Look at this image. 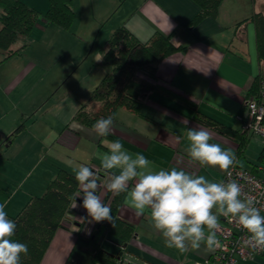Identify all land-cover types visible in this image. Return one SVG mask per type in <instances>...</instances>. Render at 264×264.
Masks as SVG:
<instances>
[{"label":"crops","instance_id":"crops-1","mask_svg":"<svg viewBox=\"0 0 264 264\" xmlns=\"http://www.w3.org/2000/svg\"><path fill=\"white\" fill-rule=\"evenodd\" d=\"M22 1L36 9L40 16L30 33L11 45L12 49L24 45L19 51L5 56L0 50L1 181L2 175L9 176V168L13 166L10 147L20 132H25L22 133L24 141L32 134V138H37L36 120L29 123L27 119L28 112L37 107V48L43 41L67 39L70 30L88 40L97 39L96 32L103 31L104 43L98 56L95 55L101 57L106 37L121 24L142 42L159 31L170 34L172 43L183 48L158 63L153 79L159 89L144 100L138 111L125 107L115 110L114 128L107 137H97L92 127L70 121L88 93L65 95L66 99L74 100L75 105L65 111L61 108L56 128L49 131V136L44 130L38 132L40 145L52 136L59 146L48 160L47 180L52 179L59 168L74 174L73 169L81 164L98 167L97 154L107 151L105 142L119 139L130 152L145 155L156 169L184 168L210 181H221L223 172L211 167L201 168L185 153L186 127L197 125L213 133L211 142L232 149L239 166L257 170L263 140L257 134L243 131L237 116L245 113L244 101L254 94L257 76L264 74L251 19L254 12L264 13V0H221L214 16H206L193 25L190 23L199 9L194 0H72L74 17L69 29L43 18L48 0ZM102 68L100 77L105 73L103 65ZM185 120L187 126L183 123ZM20 123L23 127L15 130ZM24 157H21L22 163H25ZM100 175L103 180V173ZM3 187L0 203L6 202V212L13 215L11 212L18 211L26 199L16 197L10 205L16 193L7 194ZM32 193L37 194V191ZM97 194L102 200L107 196V204L112 197L103 188ZM77 202L82 204V198H77ZM79 212L77 219L63 221L55 231L40 264H64L76 240L79 223L82 230L92 224L79 221L82 215L87 217L83 207H79ZM117 216L133 226L131 236L121 242L117 236L106 233L101 246L112 254L121 255L127 264H194L212 253L203 246L184 254L166 247L163 237L152 228L149 216H137L125 194ZM237 264H264V252Z\"/></svg>","mask_w":264,"mask_h":264},{"label":"clouds","instance_id":"clouds-1","mask_svg":"<svg viewBox=\"0 0 264 264\" xmlns=\"http://www.w3.org/2000/svg\"><path fill=\"white\" fill-rule=\"evenodd\" d=\"M183 123L187 126L188 122ZM92 128L97 137H107L113 131L114 119L101 117ZM213 138L208 128L186 127L185 153L201 168L219 169L229 177L227 180L210 181L184 168L156 169L145 155L130 152L119 139L106 141L107 151L97 154L98 167L81 164L73 169L79 191L74 193L72 208L78 207L76 200L82 198L79 206L87 212V217L78 219L82 223L114 224L109 204L97 194L103 188L113 197L125 194L136 215L147 214L165 246L181 254L202 246L208 252L223 248L217 238L221 217L229 218L245 231L244 247L264 252V215L258 206L261 201L244 194L243 186L230 178L231 169L238 163L235 152L211 142ZM5 209L6 202L0 203V264H22V256L28 255L29 248L13 239L17 223Z\"/></svg>","mask_w":264,"mask_h":264},{"label":"trees","instance_id":"trees-1","mask_svg":"<svg viewBox=\"0 0 264 264\" xmlns=\"http://www.w3.org/2000/svg\"><path fill=\"white\" fill-rule=\"evenodd\" d=\"M199 9L190 25L206 16H214L221 0H194ZM40 13L22 0H0V50L9 56L20 48L11 45L20 37L27 36L39 19ZM43 18L63 29H69L74 17L72 0H48ZM255 26L256 52L260 61L264 60V14L251 15ZM174 45L170 34L155 31L148 40L142 42L123 24L117 26L105 39L99 63L105 73L87 94L85 101L74 112L70 121L92 127L101 117L114 115L118 107L138 111L144 100L158 85L154 82V71L165 57L181 50ZM264 74L256 78L255 92ZM254 92V93H255ZM67 126V125H66ZM23 127L20 123L15 130ZM79 191L75 175L59 168L40 195L30 197L14 215H8L17 223L13 239L26 243L27 256H22V264H40L45 251L55 233L68 220L66 211L74 201V193ZM124 194L111 197L114 224L109 221L95 223L89 234L83 233L81 223L64 264H118L122 258L101 246L106 233L117 236L124 242L133 231V226L117 216L118 207ZM107 196L103 200L106 201ZM77 201V200H76Z\"/></svg>","mask_w":264,"mask_h":264},{"label":"rangeland","instance_id":"rangeland-1","mask_svg":"<svg viewBox=\"0 0 264 264\" xmlns=\"http://www.w3.org/2000/svg\"><path fill=\"white\" fill-rule=\"evenodd\" d=\"M98 32L95 34L98 35L97 39L95 37L88 40L85 36L70 30L67 39H58L60 41L46 39L47 41H43L37 48V107L29 111L27 117L29 123L33 119L36 120L37 138H32V134L29 140L24 141L23 130L10 147L14 159L13 166L9 168V176L2 175V181L0 179V184H5L1 185L0 189L4 186L3 189L7 194L16 193L10 205L15 202L16 197L27 201L32 196L42 194L51 180H47L50 169L48 160L56 153L59 146L53 142L52 136L48 137L46 143L40 145L41 136L38 132L44 130L49 136V131L56 128L58 115L62 112L61 108L63 107L65 111L73 106L75 101L66 99L65 95L71 92L89 93L95 87L94 82L98 80V83L101 79L103 68L96 58L100 53L99 48L103 46L104 38L103 31L99 34ZM262 62L264 63V60ZM22 156H25V163L21 161ZM34 190L37 194L32 193ZM7 209L8 205L5 210ZM16 210L11 213L14 215L20 209ZM93 224L95 225V222L92 223V227Z\"/></svg>","mask_w":264,"mask_h":264},{"label":"built area","instance_id":"built-area-1","mask_svg":"<svg viewBox=\"0 0 264 264\" xmlns=\"http://www.w3.org/2000/svg\"><path fill=\"white\" fill-rule=\"evenodd\" d=\"M245 113L238 115L243 131L251 132L259 135L264 143V79H261L257 91L247 97L244 101ZM261 171L263 174H260ZM231 179H236L242 186L243 192L246 195L255 196L261 201L258 205L261 207V214L264 215V148L261 155V164L257 170L247 169L236 164L232 169ZM229 177L223 173L221 180H227ZM74 201L66 211V216L69 219H77L79 212L78 207L72 208ZM82 217H84L82 215ZM80 221V219H79ZM94 223V222H92ZM221 231L217 234L223 248L216 249L211 253L210 257L203 261H196L194 264H237L238 261L255 259L262 251H253L242 245V240L246 237V233L234 221L229 218L221 217ZM94 225V224H93ZM92 224L89 229H83V233H90ZM118 264H127L121 258Z\"/></svg>","mask_w":264,"mask_h":264}]
</instances>
